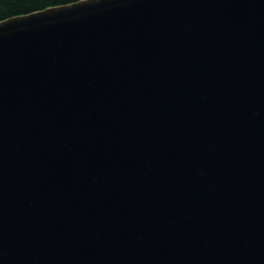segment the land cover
Wrapping results in <instances>:
<instances>
[{
    "label": "water",
    "instance_id": "obj_1",
    "mask_svg": "<svg viewBox=\"0 0 264 264\" xmlns=\"http://www.w3.org/2000/svg\"><path fill=\"white\" fill-rule=\"evenodd\" d=\"M0 264H264V0L0 21Z\"/></svg>",
    "mask_w": 264,
    "mask_h": 264
},
{
    "label": "trees",
    "instance_id": "obj_2",
    "mask_svg": "<svg viewBox=\"0 0 264 264\" xmlns=\"http://www.w3.org/2000/svg\"><path fill=\"white\" fill-rule=\"evenodd\" d=\"M80 0H0V21Z\"/></svg>",
    "mask_w": 264,
    "mask_h": 264
}]
</instances>
